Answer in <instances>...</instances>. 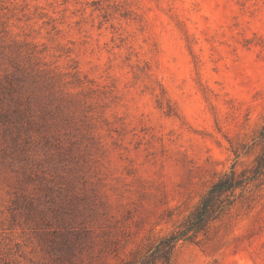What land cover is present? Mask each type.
I'll list each match as a JSON object with an SVG mask.
<instances>
[{"label": "rangeland", "instance_id": "obj_1", "mask_svg": "<svg viewBox=\"0 0 264 264\" xmlns=\"http://www.w3.org/2000/svg\"><path fill=\"white\" fill-rule=\"evenodd\" d=\"M262 154L264 0H0V264L142 257ZM213 217L174 264H264V172Z\"/></svg>", "mask_w": 264, "mask_h": 264}, {"label": "trees", "instance_id": "obj_2", "mask_svg": "<svg viewBox=\"0 0 264 264\" xmlns=\"http://www.w3.org/2000/svg\"><path fill=\"white\" fill-rule=\"evenodd\" d=\"M263 169L264 154L258 158L253 175H248V172L237 173L235 170L225 174L224 177L210 187L194 217L189 218L171 235L162 238L142 257L134 256L132 259L125 260L123 264H174L172 255L177 245L191 241L192 236L196 237L206 233L209 223L214 219L213 216L220 207L221 196L242 189L253 178L262 175Z\"/></svg>", "mask_w": 264, "mask_h": 264}]
</instances>
